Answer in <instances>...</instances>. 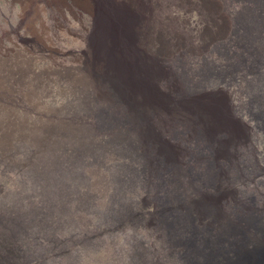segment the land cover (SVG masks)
<instances>
[{"label":"rangeland","instance_id":"1","mask_svg":"<svg viewBox=\"0 0 264 264\" xmlns=\"http://www.w3.org/2000/svg\"><path fill=\"white\" fill-rule=\"evenodd\" d=\"M262 2L144 0L150 50L162 42L175 85L154 86L168 103L136 110L137 125L89 74L95 24L73 0H0V264H227L252 253L264 239V126L248 107L253 83L264 89ZM255 51L263 63L247 61ZM212 100L246 140L227 129L205 140L174 112ZM208 165L216 179L194 180L220 199L213 224L186 218L192 175Z\"/></svg>","mask_w":264,"mask_h":264},{"label":"bare ground","instance_id":"2","mask_svg":"<svg viewBox=\"0 0 264 264\" xmlns=\"http://www.w3.org/2000/svg\"><path fill=\"white\" fill-rule=\"evenodd\" d=\"M143 1L73 0L74 4L86 12L95 24V34L91 46H89L90 61L87 67L89 74L93 76L96 83L106 85L113 92L114 98L127 111L132 112L137 125L140 124V120L135 112L137 114H139L138 111L140 113L143 111L164 112L162 107L168 103L155 92L154 86L175 85L172 80L167 79L166 73L163 71V60L168 54L164 50L162 42H158L157 50H150L154 38L146 25L147 9L142 4ZM256 8L254 12L264 18V7L261 5ZM246 9H248L247 5ZM250 11L253 12V10ZM236 30L238 29L236 28ZM221 40L216 39L217 42L212 41V44H216L215 48H223L228 52L229 47L225 44L226 42ZM237 41L238 44L244 42L241 39ZM250 41L246 40L245 42L250 44L252 42ZM174 112L189 126H193L205 140H211L217 134L226 132V129L230 132V141L234 144L246 140L245 132L229 115L228 117L224 115V107L216 100L179 104ZM258 125L259 123L256 124L257 127ZM143 140L145 141V138ZM150 143V140L146 139L147 147ZM216 156L227 159L230 152L227 149H222L217 152ZM198 173L206 176L203 186H207L217 176L213 165L196 170L192 175L190 188L193 197L188 206L186 218L213 224L223 217L220 211V199L214 194L197 189L194 177ZM227 235L237 236L239 234L229 232ZM207 264L211 263L208 261ZM227 264H264V239L255 246L252 253L241 254Z\"/></svg>","mask_w":264,"mask_h":264},{"label":"flooded vegetation","instance_id":"3","mask_svg":"<svg viewBox=\"0 0 264 264\" xmlns=\"http://www.w3.org/2000/svg\"><path fill=\"white\" fill-rule=\"evenodd\" d=\"M256 38H258L257 40H263L264 41V30ZM252 44L253 43H250L246 48H248V49L252 48L253 47ZM255 53H256V55H255ZM261 53H262L261 51L260 52L255 51V52H253V55L251 53H249V57H247V59H248L247 61H250L252 56H255V57H253V61H255L256 63H263V58H262V60H259V58L263 57V54H261ZM246 67L248 68L249 66H246ZM250 68L253 69V70L255 69L252 66L249 67V69ZM259 69L261 71H264L263 65H260L258 70ZM239 71L240 70H238L237 72H239ZM259 74H260V77L262 78V80H264V74L263 73L262 74L259 73ZM262 88H263V86H261L260 82H257V81L254 82L253 83V87L251 88V90L254 92V94L252 95V97L250 98V101L248 102L249 109L250 110H252V109L254 110V112H253V116H254V118H253V127L256 128V129L257 128L259 129V128L264 126V89H262ZM255 119H258L259 122H260V125L258 127L256 126V122L254 121ZM255 131H257V130H255ZM257 132H259V131H257ZM255 234H257V233H255ZM195 241L194 240H190L188 245H193L194 246L193 247L194 248L193 252H202V249H200V247H203V246H200L199 243L196 244ZM206 242L210 243V241H206ZM187 256H189V258L191 257L192 259H194V255L193 254H191V255L187 254Z\"/></svg>","mask_w":264,"mask_h":264}]
</instances>
